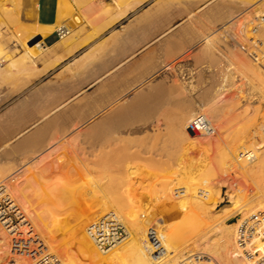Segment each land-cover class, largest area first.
<instances>
[{"label": "crops", "instance_id": "1", "mask_svg": "<svg viewBox=\"0 0 264 264\" xmlns=\"http://www.w3.org/2000/svg\"><path fill=\"white\" fill-rule=\"evenodd\" d=\"M247 1L23 0L13 23L25 26L24 38L32 37L36 47L25 52L19 46L0 61V168L21 169L32 157V183L72 182L62 159L83 145L78 137L104 128L105 134H126L128 152L154 143L165 150V137L172 150L179 118L188 119L199 103L197 94L177 92L183 79L202 69V85L194 76L189 82L207 87L206 43Z\"/></svg>", "mask_w": 264, "mask_h": 264}, {"label": "bare ground", "instance_id": "2", "mask_svg": "<svg viewBox=\"0 0 264 264\" xmlns=\"http://www.w3.org/2000/svg\"><path fill=\"white\" fill-rule=\"evenodd\" d=\"M258 1H260V0H252L253 3L250 1H249L250 3L249 2L248 3L242 2V4H247L245 7L249 8L254 3H257ZM238 6H237V8L240 9ZM259 6H262V7H260V8L255 7L253 12H252V10H250L251 11L250 16L251 17L255 16L258 18V20L257 19L254 20V24H253L257 28H259V30L257 31L258 35L256 34L258 37L255 36L256 39L259 38L260 36H262V37L264 36V20H263V18H264V9H263L264 8V2L260 3ZM240 7H241V4H240ZM241 13L242 12L238 13V15H236V17L239 16ZM221 14H224V13H221ZM224 15H226V13ZM228 15H226V16H228ZM260 15H262V16H260ZM194 17H195V14H194ZM231 17L234 18L235 16L231 14ZM231 17L229 18L230 20L232 19ZM226 18L228 19V17H226ZM229 19H228V22L222 19L223 21L227 22V23L222 22L223 26L221 27V29L223 31L229 29V27H228V23L230 21ZM195 20H197V18H194V21ZM224 23H225V25H224ZM218 24H221V23H218ZM216 26H217V24H216ZM205 36L201 37V40H202V38H205ZM263 39L264 38L260 39V42L262 40L261 47H262V45H264ZM254 40H255V38H254ZM257 44H258V42H256V45ZM229 45H230V43L228 44V46L227 45H225V46H227V48H229ZM256 45L253 44V46H256ZM231 46H232V44H231ZM258 46L256 47L257 51H258V48H261ZM213 47L214 46L209 47V45H208L204 49L209 50ZM261 49H263V48H261ZM261 49H259V50L261 51ZM211 51H212V49H211ZM250 53H251V51H250ZM252 53L253 54H248V55H250L251 58L247 59L246 65H243L246 67H243L241 69V73H238L236 75L235 74L232 75V74H230V70L228 68H225V67L216 69L215 74H214L215 71H213L214 75L211 74L213 82L210 84L211 86L208 89H204L203 87L199 86L201 84L202 76H203L202 69H201V71H198L199 73L197 72L198 76L196 75V77L198 78L197 84H199V85L196 84L197 89L192 90L191 86L187 82L188 79L193 77L192 75H191V77H188V78L185 77V79H183V80H186L185 81L186 83L182 86L183 87L182 89H181V87L178 86L179 87L178 90H180V91H177V92H182L181 90H184L182 92L183 94H185V93L189 94V95L197 94V95H195V97L198 96V101L196 100V102H195L196 105H197V102H199L198 105L196 106L197 109H196V112H194L193 116H191V117L188 116L189 118L186 119L184 117V115L181 113L182 114L181 118H183V119L185 118L186 120L179 118L180 124H181L180 128H185L189 124L188 123L186 125V121L188 122V120L192 119L193 117L198 116V115H202L200 113L204 112L205 110H207V111L216 110L217 111V108H218V110L223 112L224 110H222V107H221V106H224V105H222L223 103H225L226 106H228V107L230 106L229 109L225 106V109H228V111H225L226 112L225 114L218 115L219 118L223 119L222 122H224L226 120L225 123L229 124L230 128L229 127L228 128L230 129V131L228 132L226 129L228 134L225 132L228 135L227 137H228L229 141L228 142L226 141L222 147V156H221L222 159L220 158L222 161H220V159L218 160L220 162L219 165H218V163L215 162L216 160L214 161L216 164V167L218 165L217 168H218L219 172L216 171V172H218V174L216 173L217 175L216 174H209L210 173V170H209L208 172L204 171L201 173L200 172L194 173L191 177L192 179L190 178V180L189 179L185 180L184 176L177 174V172L174 170V168L177 165L176 162L174 161V159L172 158L174 156L170 155L172 157L169 159H168L169 155H166V157H164L165 156V154H164L165 150H163V149L159 150L160 148L155 143H154L155 146L154 145L149 146V149L147 147L148 150H140L141 151L140 153L136 150V155H135V153L133 154L134 156L129 155L130 153L132 154V152L129 153L124 148L121 149L120 145L118 144V143L122 144L125 142L124 139L121 137V135H123V134H121L120 137L118 136L119 135V133H117V132H119L118 129H116L117 130L116 133L113 132L114 134H117V137L111 136V138H110V135H113V133H107L106 132V134H105L104 133L105 128H104V132L101 129L102 134H100V135H96V133L95 134L92 133L91 135H88V134L85 135L84 134L85 136L81 135L83 137L77 138L78 141L81 139L83 140V145L85 144L84 147H83L82 143H80L82 146L81 147L77 146L79 149H77V147H76L75 151L68 153L69 157H68L66 163L67 162L70 163V166L65 167V169H66L65 173H66V176H69L67 178L72 179L71 181H72L73 186L70 185L71 187L69 189H66L65 191L68 190V192L72 193V194H70L67 192L68 193L67 196L73 195V194L76 195L78 193L80 194V193H82V190L84 191V189H85L84 187H86L85 186V184H86L87 188H89V189L87 191H85V193L84 192L82 193L83 195L86 194V192L89 193L90 199L89 198H86V199L92 200L91 202H93V198L91 197V195H93V197H99L103 201L101 204L102 210H100V211L98 210V212H96V213H94V211L92 212L94 215V217H93L94 219L92 218L93 220H95V218L97 219V217H99V218L96 221L92 222V220H90L91 218L90 217L87 218L88 216L86 215L87 216L86 218L92 222V223L88 224V221H86L84 223V220H85L84 216H83L84 219H81L82 216L80 217L77 215V217L80 219H77V220L75 219L76 223L75 222L71 223L69 221L71 224L75 223V225L72 228L73 231L70 234L71 237H69V238H71L70 241H65L62 239V233H63L62 226L64 224L63 222H65V219L68 221L67 218H64V216H63L64 221L63 222H57V223L48 222L50 220L53 221L54 217L50 220H47V218L45 217V219L41 221V219L38 218V216H39L38 214H40V213L37 212L38 214H35V212H34V214L32 213V215H31L30 211L26 207H24V209H22V210H23L24 214L27 216V220H25V222L29 220L30 223L32 224V235L27 236L26 234H24L23 236H20V233L27 231V229H28L27 227L23 228L22 230H18L17 228H10L7 226L1 227L0 226V228L3 229V231L0 232V243L7 246V244H8L7 242H9L8 247L12 251V243L14 240L32 238V257H35V259L39 257V260L36 259V260H38L37 264H57V263H60V264H214V263H217V264H254L253 260H248L245 262L244 260L246 258H244V260L243 259L241 260V258L244 257L245 252L248 254L264 252V242H262L259 238H257L254 235V233H253V235L250 234V236H248L249 235L248 232H250V230H248V228H250L251 225H253V224L254 225L257 224L256 223L257 221H259V223H260L257 225V228L259 230L261 228V231L264 229V216H262V214H264V145H261L262 142H261L260 136H259L261 132H264V114H263V118H260V119H262L261 123L258 125H254V123L251 122V119L249 118V115H251V114L248 115V108L243 107L241 109V108H238L239 105L237 106L238 102H237V104H235L236 99H234V98L237 97V94H232L233 96L232 95L231 96L233 98L229 95L230 90H232L231 87L233 88V86H235L234 81H236V79H237L236 76H238V75L240 76V81L241 80L246 81L245 82L246 84L245 83L244 84L248 87V89L251 91V93L253 92V89L258 88V87H261L263 89V91H260V92L264 93V51L262 50L261 52H256L255 48H254V50H252ZM259 53H260V58L257 57L258 58L257 59L256 55H258ZM210 58H212L211 55H210ZM243 63H244V61H243ZM232 76H234V77H232ZM180 86H181V83H180ZM241 86H242V83H241ZM238 87H236L235 90H237ZM247 87H245V88H247ZM239 89H240V87H239ZM257 90H259V88ZM182 93H181V95H183ZM237 93H239V92H237ZM255 93H257V92H255ZM255 93L253 95H255ZM261 93L258 94V95H260L259 97H261ZM177 94H179V93H177ZM244 96L245 95L243 94V98H244ZM263 96L264 95H262V98H261L262 100L264 99ZM183 97H184V95H183ZM255 97L258 98L257 96H255ZM181 98H182V96H181ZM190 99H192V98H190ZM190 99L188 98L187 100H190ZM225 99H227V100H225ZM240 99L239 100L242 101V97ZM261 99H259V100H261ZM194 100H193V103H194ZM245 100H246V98H245ZM251 100H252V98H251ZM252 101L254 102V100H252ZM189 102H192V100L188 101L187 104H189ZM248 102H249V100H248ZM248 102H247V105H250V103L248 104ZM256 102H257V100L255 101V103ZM132 103H133V101H132ZM124 104H125V102H124ZM239 104L242 105L243 102L242 103L239 102ZM259 104H260V102L258 103V105ZM179 105H181V104H179ZM255 105H254V107H255ZM194 106H195V104H194ZM244 106H246V105H244ZM250 107L251 106H249V113H250V111H252ZM153 108H155V107H153ZM182 109H183V107H182ZM159 113L161 114V112H159ZM260 113H261V111H260ZM163 115H165V114H163ZM255 115H257V114H255ZM160 116L158 118H160ZM121 120H122V118H121ZM163 120L165 121V123H167L165 119H163ZM144 121L147 122L149 120H144ZM113 122H114V120H113ZM121 122H123V121H121ZM121 122L118 121V123H121ZM136 122L138 123V120ZM151 122H153V121H149V123H151ZM154 122L156 123L157 120H155ZM168 122H170V121H168ZM106 123H109V122H106ZM140 123H142L145 126H146V124H149L148 122L146 124H144L143 121H141ZM122 124L123 123H121V125ZM171 124H173V122H171ZM101 125H102V122H101ZM126 125L128 126V123ZM169 125H170V123H169ZM157 126L160 127V125H157ZM222 126H223V124H222ZM123 127L126 128L125 124L123 125ZM108 128H109V125H108ZM215 128L213 127V130L216 134L217 132H216ZM120 129H122V128H120ZM124 130H126V129H124ZM221 130H222V128H221ZM221 130H219V131L221 132ZM174 131H176V130H174ZM121 132L122 131L120 130V133ZM186 132H188L187 133L188 135H190V136L192 135L188 131V129ZM220 132H218V133H220ZM84 133H86V132L84 131ZM132 133H134V132L132 131ZM222 133H223V131H222ZM92 135H95V136H92ZM124 135L127 136L126 134H124ZM176 135H173V137H175ZM199 135L202 136V134H199ZM220 135H222V134L220 133L218 136H220ZM223 135H224V133H223ZM225 136H223V137H225ZM193 137H195V136H193ZM197 137H199V136H197ZM156 138H157V136H156ZM159 138L161 139V137H159ZM179 141H181V140H179ZM184 141H186V140H184ZM128 142H129V140H128ZM216 142H217V140H216ZM223 142H224V140H223ZM158 143L160 144L161 142H158ZM185 143H188V142H185ZM215 143H213V144H215ZM74 144L75 143H73V145ZM217 144H219V142ZM116 145H119L120 148ZM179 145H181V143ZM210 145H208V147H210ZM215 146H216V144H215ZM217 146L219 147V145H217ZM131 149H132V147H131ZM211 150H212V148H211ZM67 151L68 150H66V153H67ZM220 152H221V150H220ZM216 153L219 154L217 151H216ZM140 154H142L143 156L146 155V158L144 156V159H142L143 156L140 157ZM88 155L93 156L95 158L94 159L95 161L92 162V161L88 160L87 159ZM165 158H167L166 159L168 162L167 165H166V162L164 160ZM198 159H200V158H198ZM198 159H196V160H198ZM193 160H194V158H193ZM196 160H195V163H196ZM64 161L65 160H63V162ZM64 165H65V163H64ZM164 165H165V167L166 166L170 167L171 170H168V169H170V168H168L166 170L167 173H164V175L161 179L166 178L165 181H170V182H167V184H166V183H164V180L157 181V182L161 183L160 184L161 186H158L160 188V190L159 189L158 190L161 192V194L159 195V193H160L159 192L157 195V198H156V199L161 201V203H160L161 206H160V204H158L159 211H158V209L154 210L153 207L150 206V209L148 211H144L145 213L143 212L144 214H142V213L138 214L135 212H131L135 208H139L140 211H138V212H141V208H143L142 207L143 205L138 204L135 201L128 203V201H130V200L126 199L125 204H124V202H122L121 203L122 206L120 205V208L118 206L119 209L115 208L118 211H114L115 209L112 208L113 213H108V212H110V211H108V209H110V207H113L110 205L115 202V201H113V197H114L113 195H115L117 193V191L119 192V191H123V190H135V189L137 190V188H139L140 185H142V182H140L138 185H135L134 182H131L132 178L129 180V178L125 175L126 170H128V169L133 170V169L141 168V167L147 168L149 166L155 167V168L156 167H164ZM151 167H149L150 170H152ZM117 168L119 170H117ZM121 168L126 169V170H124L125 172L123 174L121 173L122 171H120ZM156 170H158V169H156ZM162 171L163 170H161L160 172H162ZM214 171H215V169L211 172L214 173ZM160 172L157 173L158 174L157 176H159ZM192 172H194V171H192ZM139 173L141 174L140 171H139ZM166 174H169V176ZM161 176L162 175H160V177ZM165 176H167L169 179ZM141 177H143V176H140V178ZM178 179L181 180V181H179L181 184H183L185 182H186L185 184H187L189 181L193 184L190 183L191 184L190 186L185 185V186H188V187H184V189L187 188L185 190L183 188H178V186H177V189H175V190H173V188H172L173 194L176 195V199L174 200V198H172V197H175V196L173 194L169 195V192H170L169 186H171ZM238 179H241L246 184V188L241 187L238 189H234L233 185H229V190H228V192L226 191V193H227V196L230 200L232 209L231 210L226 209L225 211L221 212L222 214L217 215V216L212 215L214 208H215V204H216L214 201L216 199H218V197L221 196L220 195L221 190L216 189L215 186L213 184H211V182L216 180L214 183L217 182V185H220V184H223L222 182L225 183L228 180H232V181H234L233 183L236 184L235 182H237L236 180H238ZM142 180H144V179H142ZM157 180H159V178H157ZM155 181H156V178H155ZM161 181H163V182H161ZM196 181L201 183V186L207 188V190L205 191V194H202V197H200V198L198 195H195V194H197V192L194 193V190L196 189V188L194 189V184ZM66 182H68V181H66ZM179 182H178V184H180ZM117 183L121 184L120 188L116 187ZM151 183H152V181H151ZM197 184L198 183H196V185ZM238 184H240V183H237V185ZM152 185L154 187H156L155 182H153ZM0 186L2 187V190H1L2 195L5 197L9 196L10 199L14 200L13 196L10 195L8 187L6 185H3L2 183H0ZM153 186H151V187H153ZM183 186H184V184H183ZM218 187L220 188V186H218ZM141 188H142V186H141ZM147 188H149V191H152L150 189V187H147ZM143 189L145 192L148 193V189H146V188H143ZM153 189H155V188H153ZM244 190H246V193L242 194V191H244ZM250 190L252 192H250ZM137 191H138V193L141 192L139 190H137ZM187 191L189 192V194H187L188 193ZM153 192H156V191L153 190L151 194H155ZM182 192H183V194H181ZM87 194H86V196H87ZM64 195H65V193H64ZM148 195L153 197L150 194H148ZM79 196L80 195H78V197ZM86 196L84 195L82 197L85 198ZM47 197H48V195H47ZM71 198L73 199V197H71ZM111 198H112V200H111ZM142 198L144 200H142V199L141 200L145 201V198L144 197H142ZM66 199H65V201H67V204L70 203V199H68V198H66ZM86 199H84V200H86ZM89 200H86V201L88 202ZM65 201L63 199L62 204H64ZM146 201H147V199H146ZM87 202H85V203H87ZM149 202L151 203L152 201L149 200ZM85 203H83V204L86 207L87 205ZM88 203H90V202H88ZM142 203H144V202H142ZM80 204L82 205V203H80ZM97 204H94V205L97 206ZM58 205L60 206L61 204H58ZM81 205L80 206L76 205L80 211H82V209H80L82 207ZM88 205H91V203ZM144 205H146V204L144 203ZM98 206H97V208H99ZM53 207L52 206L50 207V208H52V209H50V210H52V212L55 211V209L59 211V209H57L58 207L55 208L56 204H55L54 210H53ZM71 207H73V206H71ZM71 207L67 208L68 212L66 214L64 213L66 216L69 215V213L73 210V209H71ZM94 208H92V209H94ZM69 209H71V210L69 211ZM95 210H97V209L95 208ZM64 211H65V209H64ZM105 211H108L107 214L104 216H101V215L106 213ZM57 212H55L54 215L61 212V210L58 213ZM74 212H76L75 209H74ZM77 212L79 213L78 210H77ZM72 213H73V211L71 212V215L74 214V213L73 214ZM259 213L261 215H259ZM76 214H74V215H76ZM79 214H81V212ZM122 214H123V218H122ZM165 214H167V215H165ZM36 215H37V217H35ZM236 215L237 216L242 215L241 219L244 220L245 222H248V223H245L247 226L246 228H245V226L240 225V223L242 221L241 222L237 221V218L235 217ZM252 215H256V217H257L256 221L250 220V216H252ZM57 216H59V215H57ZM30 218H32V221L30 220ZM43 218H44V216H43ZM167 218H168V220L171 219L170 221H174V222L166 224L165 219H167ZM232 219H235L236 223L235 224L233 223V225L227 224V222L231 221ZM70 220H71V218H70ZM73 220H74V217H73ZM102 220H104V221L102 222ZM64 226H65V224H64ZM122 227L124 228V231L122 230ZM151 228H153L155 230L157 229V232L159 234L161 245L157 248H153L151 243L149 242L148 233H149V230ZM241 229H243V230L246 229V231L248 230V232L247 233L244 232V235L242 236L239 233V231ZM90 230H91V233L89 232ZM253 230H255V232L257 231L255 228H253L252 231ZM67 231L70 232L69 230H67ZM122 232H123V234H122ZM67 235H69V234H67ZM122 235L123 236L125 235V237L126 236L127 237L124 240L120 241L122 238ZM212 235L215 236L217 238V240H213L211 238ZM240 236H242L243 239H245V241H243L244 242L243 248H242V246L239 247L241 250L236 248L234 245L236 242L238 244ZM7 239H9V241ZM65 239H67V238H65ZM234 240H235V243H234ZM111 243H115V246L110 248L109 250H106L105 247ZM162 248L164 249L165 252L162 251ZM187 253L189 255H186ZM5 255L6 254H4V256ZM15 255L21 256V255L16 254V253H15ZM58 255H61L62 258ZM207 255H209V257ZM54 257H56L58 259L57 263H55V261L53 259ZM206 260H208V261H206ZM35 264H36V262H35Z\"/></svg>", "mask_w": 264, "mask_h": 264}, {"label": "rangeland", "instance_id": "3", "mask_svg": "<svg viewBox=\"0 0 264 264\" xmlns=\"http://www.w3.org/2000/svg\"><path fill=\"white\" fill-rule=\"evenodd\" d=\"M252 2V0H248L247 1V3L248 2ZM262 0H260V1H258L257 3H254L251 7H249V8H246V7H244V8H242V9H240V11H239V13L240 12H242L239 16H237L236 17V15H238V13L236 14V15H234L235 17L234 18H232L230 21H229V23H228V27H229V31L228 30H222V29H216L215 30V32H214V34L210 37V39H208V41H207V43H206V46H208L209 45V47L211 46H214L213 48H211L212 49V51H211V49H209V50H205L204 49V52H205V54L207 55V58H208V60H209V63H210V68H209V71H207V72H209V74H208V81H207V87L206 88H204V89H208L211 85V83L213 82L212 81V76H211V74H213V71H215L214 72V74L216 73V69H218V68H222V67H225V68H228L229 70H230V74H238V73H241V69L243 68V67H246V66H243V65H246V63H247V59H250L251 57H250V55H248V54H253L252 53V50H254V48H255V51L256 52H261L262 50L264 51V45H262V47H261V42H262V40H261V42H260V39H262V38H264V36L262 37V36H260L259 38H257L256 39V37H254L255 38V40H254V38H253V41H251V33L249 32V25H250V21H251V11L250 10H252V12H253V10L255 9V7L257 8L258 6H259V4L260 3H263L264 2V0L261 2ZM249 2V3H250ZM35 3H36V0H32V5H35ZM253 3V2H252ZM22 10H23V0H0V61L1 60H3V59H10L11 58V56H10V53H11V51L12 50H15L14 51V53H17L18 52V47L19 46H23L24 48H25V52H31L32 51V49H34L36 46H35V41L34 40H32V37L31 38H28V39H25L24 38V33H25V26L23 25V24H14L13 23V21H14V19H15V17H16V15H19V14H22ZM243 10V11H242ZM250 16V17H249ZM252 22V24H254V20H252L251 21ZM12 27H14V29L13 30H11V28ZM222 31V32H221ZM232 32V33H231ZM18 34H19V36H18ZM258 35V34H257ZM256 35V36H257ZM258 37V36H257ZM264 40V39H263ZM220 42V43H219ZM250 42V43H249ZM256 42H258V44L256 45ZM230 43V45H229V48H227V46H228V44ZM252 43V44H251ZM231 44H232V46H231ZM253 44L254 45H256V46H253ZM223 45V46H222ZM225 45H227V46H225ZM259 45V46H258ZM205 46V47H206ZM261 47V48H263V49H261V48H258V51H257V48L256 47ZM252 49V50H251ZM259 49H261V51L259 50ZM250 51H251V53H250ZM210 55H211V57L212 58H210ZM249 57V58H248ZM257 57H259L260 58V53L258 54V55H256V58ZM26 58H28V56L26 55L23 59H26ZM258 59V58H257ZM243 61H244V63H243ZM198 72V71H197ZM197 72H194V75L192 74V76H194L195 78H194V83H195V81H198V78L196 77V75H197ZM199 73V72H198ZM213 74V75H214ZM198 76V75H197ZM186 77V76H185ZM232 77H234V76H232ZM237 77V79H236V81H234V84H235V86H233V88L231 87V89L232 90H230V92H229V95L231 96L232 94H237V97H235L234 99H236L235 101V104H237V102H238V104H237V106H238V108H245V107H247L248 108V115L249 114H251V115H249V118L251 119V122H253L254 123V125H258V124H260L261 123V121H262V119H260V118H263V114H264V99L262 100L261 98H262V95H264V93L262 94L260 91H263V89L261 88V87H258L259 88V90H257L258 88H255V89H253V92L255 91V92H257V93H255V95H253L254 93L252 92L251 93V91L248 89V87L245 85L246 83V81L245 80H241L240 81V76L238 75V76H236ZM186 78H188V77H186ZM185 79V78H184ZM190 79H193L192 77L190 78ZM190 79H188V84L191 86V89L192 90H194V89H197V86H193V81H191V82H189V80ZM244 81V82H243ZM202 82V81H201ZM236 82V83H235ZM242 83V86H241V83ZM245 83V84H244ZM245 86H244V85ZM240 87V89H239V87ZM244 86V87H243ZM202 87V86H201ZM236 87H238L237 88V90H235L236 89ZM245 87H247V88H245ZM243 88V89H242ZM245 89V90H244ZM262 89V90H261ZM234 91V92H233ZM241 91V92H240ZM244 91V92H243ZM247 93H246V92ZM237 92H239V93H237ZM261 93V97H259L260 95H258V94H260ZM243 94L245 95L244 96V98H243ZM249 95V96H248ZM251 95V96H250ZM233 96V95H232ZM231 96V97H232ZM255 96H257L258 98H256ZM242 97V101H240L241 98ZM252 98V100H254V102L251 100V98ZM264 97V96H263ZM233 98V97H232ZM238 98V99H237ZM245 98H246V100H245ZM256 98V99H255ZM240 99V100H239ZM259 99H261V100H259ZM225 100H227V99H225ZM248 100H249V102H248ZM257 100V102L255 103V101ZM246 101V102H245ZM252 101V102H251ZM239 102H243V104L242 105H240L239 104ZM247 102H248V104L250 103V105H247ZM260 102V104L258 105V103ZM263 102V103H262ZM255 105V107H254V105ZM263 104V105H262ZM220 105V104H219ZM222 105H224V106H221L222 107V110H224L223 112L222 111H220V110H218V108H217V111L216 110H212V111H207V110H205L204 112H201L200 114H202V115H204L211 123H212V125H213V127L215 128V130H216V134L215 135H213V136H201V135H199V134H196V135H188L187 133L188 132H186L187 131V129H188V123H190V121L193 119V118H195V117H193L192 119H190V120H188V122L186 121V127L185 128H180V135H179V137H178V139L176 138L175 139V142L173 143V142H171V146H170V148H172V150H169L168 149V141H169V139H168V137H165V151H164V154H165V156L164 157H166V155H169V157H168V159L169 158H171L172 156H170V155H173L174 157H172L173 159H174V161L176 162V167L174 168V170L177 172V174H180L181 176H184V178H185V180L186 179H189L190 180V178L192 177V175L194 174V173H197V172H204V171H209L210 170V173L209 174H218V165H219V159L221 158V156H222V147H223V145H224V143L227 141H229V139H228V132L230 131V126H229V124H226L225 122H226V120L224 121V122H222L223 121V119H221V118H219V116L218 115H223V114H225L226 112L225 111H228V109H229V107L228 106H226V104L225 103H223ZM244 105H246V106H244ZM225 106L228 108V109H225ZM249 106H251L250 108H251V110L252 111H250V113H249ZM218 107V106H217ZM254 107V108H253ZM224 108V109H223ZM232 108V107H231ZM260 111H261V113H260ZM194 112H196V111H194ZM219 113V114H218ZM255 114H257V115H255ZM194 115V113L193 114H191V116H193ZM260 115V116H259ZM190 116V117H191ZM222 117V116H221ZM259 117V118H258ZM256 119V120H255ZM219 120V121H218ZM257 122V123H256ZM214 123V124H213ZM223 124V126H222V124ZM225 123V124H224ZM215 125V126H214ZM229 127V128H228ZM221 128H222V130H221ZM221 130V132L219 131V130ZM226 129H227V131H226ZM222 131H223V133H224V135H223V133H222ZM218 132H220L222 135H220V136H218L220 133H218ZM227 134H226V133ZM183 133V134H182ZM262 134V135H261ZM226 135V136H225ZM193 136H195V137H193ZM197 136H199V137H197ZM223 136H225V137H223ZM260 140H261V145H264V132H261L260 133ZM219 137V138H218ZM222 139H221V138ZM186 138V139H185ZM178 142H177V141ZM179 140H181V141H179ZM184 140H186V141H184ZM216 140H217V142H216ZM222 140V141H221ZM223 140H224V142H223ZM216 143H215V142ZM185 142H188V143H185ZM219 142V144H217ZM125 143V142H124ZM124 143H118L119 145H120V147H121V149H123L124 148ZM181 143V145H179ZM209 143V144H208ZM212 143V144H211ZM213 143H215L216 144V146L217 145H219V147L217 148L216 146H215V144H213ZM212 146H211V145ZM119 145H116V146H118L119 147ZM157 145V144H156ZM208 145H210V147H208ZM221 145V146H220ZM155 146V145H154ZM119 147V148H120ZM163 147V146H162ZM211 148H212V150H211ZM220 150H221V152H220ZM216 151L219 153V154H217L216 153ZM123 152V151H122ZM173 152V153H172ZM125 153V152H124ZM130 153V152H129ZM171 153V154H170ZM178 153V154H177ZM128 154V153H127ZM134 154V152L131 154H129V155H133ZM138 154V153H137ZM135 155H136V153H135ZM186 155V156H185ZM219 155V156H218ZM134 156V155H133ZM143 155L142 154H140V157H142ZM145 156V158H146V155H144ZM144 156H143V158L142 159H144ZM216 156V157H215ZM219 157V158H218ZM193 158H194V160H193ZM198 158H200V159H198ZM202 158V159H201ZM214 158V159H213ZM216 158V159H215ZM218 158V159H217ZM88 160H90V161H95L94 159V157L93 156H89L88 155V158H87ZM167 158H165L164 160H165V162H166V165L168 164V162H167V160H166ZM196 159H198V160H196ZM222 159V158H221ZM220 159V161H222ZM191 160V161H190ZM195 160H196V163H195ZM216 160V161H215ZM59 161H61L60 160V158H59ZM66 161L67 160H65L64 161V163H65V166H64V168L65 167H69L70 166V163H66ZM69 161V160H68ZM216 163H218V165H217V167H216V164H215V162ZM62 163H63V159H62ZM180 163V164H179ZM149 167H151V166H149ZM149 167H147V168H144V167H141V168H136V169H128V170H126L125 168H121L120 169V171H122L121 173L123 174L125 171L124 170H126V172L128 173H126L125 172V175L129 178V180L131 179V182H134V184L135 185H138L140 182H142V185H140V187L139 188H137V190H139V191H141L140 193H138V191L135 189V190H123V191H117V193L115 194V195H113L112 197H113V201H115L113 204H111L110 206H113V207H110V209H108V211H110V212H108V211H105L106 213L105 214H103V215H101V216H104V215H106L107 214V212L108 213H113L112 211V208H117V209H119L120 208V205L122 206V202H124V204H125V200L126 199H128V200H130V201H128V203H130V202H132V201H135V202H137L138 204H142L143 206V208H141V212H138V211H140L139 210V208H135V209H133V211H131V212H135V213H142V214H144L145 212L144 211H148L149 209H150V206L151 207H153V209L155 210H157L158 209V204H160L161 203V201L160 200H158V199H156L157 198V195H158V193L160 192L159 190H160V188L158 187V186H161L160 184V182H157V181H160V180H164V183H166L167 184V182H170V181H165V179L163 178V179H161L162 177H163V175H164V173H167L166 172V170L168 169V168H170V167H168V166H166L165 167V165H164V167H151L152 168V170H150L149 169ZM195 167V168H194ZM184 168V169H183ZM156 169H158V170H156ZM215 169V171H214V173H212L211 171H213ZM66 169H64V171H65ZM117 170H119L118 168H117ZM136 170V171H135ZM161 170H163L162 172H160ZM168 170H171V168L170 169H168ZM138 171V172H137ZM139 171L141 172V174L139 173ZM147 171V172H146ZM160 172L159 173V176H157L158 174V172ZM192 171H194V172H192ZM216 171H218V172H216ZM119 172V171H118ZM137 172V173H136ZM139 174V175H138ZM216 174V175H217ZM135 175V176H134ZM154 175V176H153ZM160 175H162L161 177H160ZM166 175H168L169 176V174H166ZM140 176H143V177H141L140 178ZM36 176H34L33 175V173H32V157L28 160V161H26V163H25V166L24 167H22L21 169L20 168H10V169H2V168H0V183H2L3 185H6L7 187H8V189H9V192H10V195H12L13 196V198H14V200L18 203V205L20 206V207H22V209H24V207H26L29 211H30V213H31V215H32V213L34 214V212H35V214H38V213H40V214H38L39 216H38V218H40L41 219V221L42 220H44L45 219V217L47 218V220H50V219H52L53 217V221H48V222H53V223H57V222H63L64 221V219H63V216H64V218H67L68 219V221L65 219V222H63L64 224H65V226H64V224H63V226H62V229H63V233H62V239L63 240H65V241H70V239L71 238H69V237H71V233H72V231H73V227H74V225H75V223H76V220L77 219H80V218H78L77 217V215L78 216H82L81 217V219H84V217H85V220H84V223L86 222V221H88V224H90V223H92L93 221H96L99 217H97V219L95 218V220H93L94 218V215H93V211H94V213H96V212H98V210L100 211V210H102V206H101V204H102V199L101 198H99V197H93V195H91V197L93 198V202H91L92 200H89L90 198V195H89V193L88 192H86V194H87V196H86V194H84L86 197L84 198V197H82V196H84L82 193L84 192L85 193V191H87L89 188H87V185L85 184V186L86 187H84L85 189H84V191L82 190V193H78V194H76V195H68L67 196V194L68 193H70V192H68V190L67 191H65L66 189H69L71 186H73L72 185V182H67V183H53V184H48L47 186L45 185V187L43 186V185H40V186H38V185H36V184H34V183H32V180L35 178ZM45 177V175H43V177L42 178H44ZM134 177V178H133ZM165 177H167V176H165ZM155 178H156V181H155ZM157 178H159V180H157ZM168 178V177H167ZM178 178V177H177ZM142 179H144V180H142ZM169 179V178H168ZM176 179V178H175ZM192 179V178H191ZM137 181V182H136ZM151 181H152V183L153 182H155V186L156 187H154L153 185H152V183H151ZM179 181H181V180H177V181H175L171 186H169V188H170V192H169V195L170 194H173V190H175V189H177V186H178V188H183L184 189V187H188V186H190L191 184H193V183H191L190 181L187 183V184H185V183H183L184 184V186H183V184H181ZM216 180H214V181H212L211 182V184H213L214 186H215V188L216 189H220L221 190V196L220 197H218V199H216L214 202L216 203L215 204V208H214V211H213V213H212V215H214V216H217V215H220V214H222L221 212H223V211H225L226 209H228V210H231L232 208H231V203H230V200H229V198H228V196H227V193H226V191L228 192V190H229V185H233V188L234 189H238V188H241V187H244V188H246V184L241 180V179H238V180H236L237 182H235L236 184H234L233 182L234 181H232V180H228L227 182L229 183H227V182H222L223 184H220V185H217V182L216 183H214ZM148 184H147V183ZM150 182V183H149ZM157 182V183H156ZM161 182H163V181H161ZM178 182L180 183V184H178ZM137 183V184H136ZM191 183V184H190ZM196 183H198L197 185H196ZM237 183H240V184H238L237 185ZM146 184V185H145ZM151 184V185H150ZM159 184V185H158ZM178 184V185H177ZM71 185V186H70ZM149 185V186H148ZM174 185V186H173ZM185 185H188V186H185ZM222 185V186H221ZM241 185V186H240ZM141 186H142V188H141ZM151 186H153V187H151ZM180 186V187H179ZM183 186V187H182ZM201 183H199V182H195V184H194V193H196L197 192V194H195V195H198L199 196V198L200 197H202V194H205V191L207 190V188H205V187H203V186H201ZM218 186H220V188L218 187ZM116 187L117 188H120L121 187V184L120 183H117L116 184ZM147 187H150V189L153 191H156V192H153V193H155V194H151L152 193V191H149V188H147ZM176 187V188H175ZM143 188H146V189H148V193L147 192H145L144 191V189ZM153 188H155V189H153ZM172 188H173V190H172ZM201 188V189H200ZM82 189V188H81ZM145 189V190H146ZM159 189V190H158ZM185 189H187V188H185ZM184 189V190H185ZM64 190V191H63ZM172 190V191H171ZM63 191V192H62ZM68 192V193H67ZM122 192V193H121ZM133 194H132V193ZM144 192V193H143ZM184 192V191H183ZM183 192L181 193V194H183ZM188 192V191H187ZM250 192H252L251 190H250ZM64 193H65V195H64ZM147 193V194H146ZM246 193V190H244V191H242V194H245ZM70 194H72V193H70ZM148 194H150V195H152L153 197H151V196H149ZM161 194V192L159 193V195ZM187 194H189V192L187 193ZM47 195H48V197H47ZM56 195V196H55ZM78 195H80L79 197H78ZM133 195V196H132ZM135 195V196H134ZM147 195V196H146ZM174 195V194H173ZM172 195V196H173ZM32 196V197H31ZM54 198H53V197ZM77 198H76V197ZM116 196V197H115ZM127 196V197H126ZM175 197H172V198H174V200L176 199V195H174ZM52 197V198H51ZM57 197V198H56ZM71 197H73V199L71 198ZM142 197H144L145 198V201H146V199H147V201L145 202V201H142V200H144ZM147 197V198H146ZM66 198H68V199H70V203H68L67 204V201H65V199ZM86 198H89V199H86ZM39 199V200H38ZM63 199H64V201H65V205L64 204H62L63 203ZM72 199V200H71ZM76 199V200H75ZM84 199H86V200H89L88 202H90L91 203V205H88V204H90V203H88L86 200H84ZM142 199V200H141ZM202 199V198H201ZM67 200V199H66ZM78 200V201H77ZM82 200V201H81ZM84 200V201H83ZM111 200H112V198H111ZM149 200L150 201H152L151 203L149 202ZM33 201V202H32ZM55 201V202H54ZM69 201V200H68ZM81 201V202H80ZM95 201V202H94ZM217 201V202H216ZM82 203V205L80 204V203ZM85 202H87V203H85ZM98 204H97V203ZM142 202H144L146 205H144V203H142ZM148 202V203H147ZM36 203V204H35ZM83 203H85L87 206V208L85 207V205L83 204ZM153 203V204H152ZM21 204V205H20ZM38 204V205H37ZM55 204H56V207H55ZM58 204H61L60 206L58 205ZM67 204V205H66ZM70 204V205H69ZM94 204H97V206L99 207V208H97V206L96 205H94ZM123 204V205H124ZM151 204V205H150ZM53 207H55V208H57V209H59V211L61 210V212H59L58 210H56L54 207H53V210L55 209V211H53L52 212V210H50V209H52V208H50L51 206ZM75 205V206H74ZM84 206L83 208L81 207H79L80 209H82V211H80L79 209H78V207L77 206ZM148 205V206H147ZM154 205V206H153ZM50 206V207H49ZM71 206H73V207H71ZM92 208H94L95 206V208L97 209V210H95V208L94 209H92ZM117 206V207H116ZM118 206H119V208H118ZM147 206V207H146ZM160 206H161V204H160ZM29 207V208H28ZM66 207V208H65ZM68 207H71V209H73L72 211H73V213L74 214H76V215H74L73 213V215H71V212L69 213V215H65L67 212H68ZM77 207V208H76ZM86 208V209H85ZM64 209H65V211H64ZM71 209H69V211L71 210ZM74 209L76 210V212H74ZM117 209H115L114 211H118ZM145 209V210H144ZM49 212H48V211ZM77 210L79 211V213L81 212V214H79L78 212H77ZM135 210V211H134ZM33 211V212H32ZM59 213H58V212ZM86 211V212H85ZM158 211H159V209H158ZM38 212V213H37ZM55 212H57L58 214H55L54 215V213ZM85 214H83V213ZM144 212V213H143ZM53 213V214H52ZM65 213V214H64ZM167 213V212H166ZM168 214V213H167ZM167 214H165V215H167ZM52 215V216H51ZM57 215H59V216H57ZM88 217H87V216ZM42 216V217H41ZM43 216H44V218H43ZM76 216V217H75ZM84 216V217H83ZM96 216V215H95ZM242 215H236L235 217L237 218V221H242L241 223H240V225H243V226H245V228L247 227L246 226V224L245 223H248V222H245L244 220H242L241 217ZM32 217V216H31ZM35 217H37V215L35 216ZM73 217H74V220H73ZM91 218L90 220H92V222L89 220V219H87V218ZM60 218V219H59ZM70 218H71V220H70ZM93 218V219H92ZM122 218H123V214H122ZM37 219V218H36ZM39 219V220H40ZM240 219V220H239ZM30 220L32 221V218H30ZM171 220V219H170ZM170 220H168V218L167 219H165V222H166V224L167 223H171V222H174V221H170ZM72 223V222H75L74 224H71L70 222ZM233 223L235 224L236 222H235V219H232L231 221H228L227 222V224H229V225H233ZM67 227V228H66ZM251 228H248V230H250ZM67 230H69L70 232H68ZM248 230L246 231V229H244V232H248ZM1 231H3V229H1L0 228V232ZM66 231V232H65ZM252 230H250V232H251ZM249 232V233H250ZM69 234V235H67V234ZM65 235V236H64ZM67 236V237H66ZM127 237V236H126ZM125 237V238H126ZM242 237V236H241ZM65 238H67V239H65ZM69 238V239H68ZM124 238V239H125ZM211 238L213 239V240H217V238L215 237V236H211ZM215 238V239H214ZM8 241H9V239H7ZM242 240V239H241ZM262 242H263V239H260ZM243 241H245V239H243L242 240V242ZM8 244H7V246L6 245H4V244H2V243H0V264H29V260L26 258V257H22V256H16L15 254L13 255L12 253H11V251H10V249H9V247H8V245H9V242H7ZM234 243H235V240H234ZM237 244V242L234 244L235 245V247L236 248H238L239 250H241L240 248H239V245L237 246L236 245ZM119 246V245H118ZM112 248V247H111ZM4 254H6L5 256H4ZM186 255H189L188 253L186 254ZM58 256H60L61 257V255H58ZM208 257H209V255H207ZM62 258V257H61ZM244 258L245 257H242L241 258V260L243 259L244 260ZM36 259H38L39 260V257L38 258H36ZM33 260L32 259V263L33 264H35V262H36V264H37V261L38 260ZM198 259V258H197ZM207 259V258H206ZM206 261H208V260H206ZM245 262L246 261H248L247 259H245L244 260ZM244 262V263H245ZM214 264H217V263H214Z\"/></svg>", "mask_w": 264, "mask_h": 264}, {"label": "built area", "instance_id": "4", "mask_svg": "<svg viewBox=\"0 0 264 264\" xmlns=\"http://www.w3.org/2000/svg\"><path fill=\"white\" fill-rule=\"evenodd\" d=\"M260 7L262 6H258V8ZM255 19L258 20V18L255 16L251 17V21ZM251 21L249 25L250 27L249 32L251 33V41H253V38L256 36L259 28L253 25ZM59 33L60 35L65 34L66 33L65 28H61L59 30ZM188 131L193 135L202 134V136H207V137L213 136L215 134L212 123L207 118H205V116L203 115H198L190 121L188 125ZM1 190H2V187L0 186V226L17 228L18 230H22L23 228L27 227L28 228L27 231L20 233V236H23L24 234H26L27 236H31L32 235V224L30 223L29 220L25 222V220H27V216L24 214L22 208L18 205V203L15 200L10 199L9 196H6V197L3 196ZM259 215L261 214L259 213ZM262 216H264V214H262ZM250 220L256 221L257 220L256 215L250 216ZM103 221L104 220H102V222ZM256 223L257 224L255 225L254 224L251 225L250 230L255 228L257 231L255 232V230H253L250 233L248 232L249 233L248 236H250V234L253 235L254 233V235L257 238L263 239V242H264V229L261 231V228H260L259 230L257 228V225L260 223L259 221H257ZM122 230L124 231L123 227H122ZM89 232L91 233V230ZM239 233L240 235L243 236L244 230L241 229ZM124 238H125V235L124 236L122 235V238L120 241L124 240ZM148 238L153 248H157L161 245L157 229L155 230L151 228L148 233ZM241 239L243 240V237L240 236L238 245L239 247L242 246L243 248L244 242H242ZM114 246H115V243H111V244H108L105 248L106 250H109L111 247H114ZM162 251H164L163 248H162ZM11 253L13 255L16 253V254L21 255L22 257H26L29 260V264H32V259L35 260V257H32V238L14 240L12 243ZM244 257L247 260H253L254 264H264V252H259V253H254V254H248L245 252ZM53 259L55 263H57L58 259L56 257H54ZM57 264H60V263H57Z\"/></svg>", "mask_w": 264, "mask_h": 264}]
</instances>
